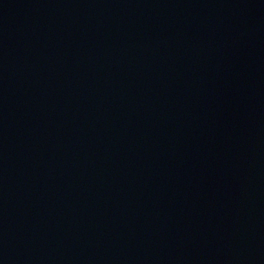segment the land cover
<instances>
[{
    "label": "water",
    "instance_id": "water-1",
    "mask_svg": "<svg viewBox=\"0 0 264 264\" xmlns=\"http://www.w3.org/2000/svg\"><path fill=\"white\" fill-rule=\"evenodd\" d=\"M0 264H264V0H0Z\"/></svg>",
    "mask_w": 264,
    "mask_h": 264
}]
</instances>
